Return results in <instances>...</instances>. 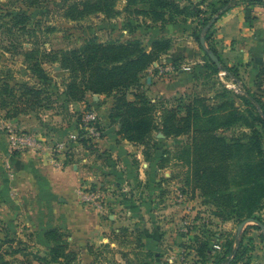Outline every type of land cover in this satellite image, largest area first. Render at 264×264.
<instances>
[{"label":"trees","instance_id":"obj_1","mask_svg":"<svg viewBox=\"0 0 264 264\" xmlns=\"http://www.w3.org/2000/svg\"><path fill=\"white\" fill-rule=\"evenodd\" d=\"M118 1L120 0H72L67 6L66 16H71L72 19L94 14L114 17L120 12L117 9ZM242 1L246 3V22L252 24L255 17L251 5L264 3V0H188L183 5L178 0H126L125 10L134 15H142L152 22H160L161 27L194 18L200 25L195 38L209 59L206 67L216 73L225 71L229 77L240 81L242 77L238 68L223 62L213 45V37L217 20ZM39 2L40 0H30L29 4ZM203 6L211 8L208 17ZM202 36L208 49L201 44ZM172 47L170 37L155 38L150 46L138 40L89 41L79 48L69 50L33 49L25 51L24 56L28 68L43 82L52 79L44 64H61L62 69L68 72L64 90L67 102L83 101L88 93L112 96L114 101L109 113L110 124L119 126L117 133L123 139L142 145L147 161L158 151L155 137L163 140L187 136L186 142L164 151L167 156H162L157 161L158 167H166L171 160L182 161L187 166L186 183L191 185L192 191L199 190L204 202L221 210L220 213L228 210L229 214L223 216V219L236 218L241 223L252 219L261 223L255 213L264 209V99L258 93L264 88V60L256 75L255 89L244 88L245 93L239 96L243 107L228 93L223 94L217 104L211 103L207 96L191 94L172 100H152L146 93L142 80L146 71ZM209 50L219 58L220 65L210 57ZM176 66L174 65L176 70L181 68ZM155 70L159 72L158 67ZM181 71L186 70L179 69L176 73ZM0 94H7L12 103L16 104L13 99L17 98L23 105L32 108L57 102V98L53 99V93L41 87V83H17L11 86L4 82L0 86ZM129 94L133 95V99L129 98ZM8 100L4 99V106L9 104ZM15 108L19 109L18 104ZM82 117L80 115L77 118L78 142L85 149L96 151V145L85 137ZM237 126L245 130L232 137L219 132L221 129L225 131ZM158 134L164 136L158 137ZM67 160L69 159L66 158L65 161ZM231 186H235L237 190H231ZM5 228L0 221V231H8ZM123 231L127 233L129 229L120 228V232ZM43 235L50 244L48 256L41 258L44 264H73L78 253L69 249L65 231L53 228ZM136 236V247L143 248L145 245L141 233L138 231ZM261 237L264 240V232ZM241 245V239H232L227 249L217 250L209 241H200L198 245H192V249L197 253L200 264H234L241 255ZM144 252L146 256L143 260L129 259L126 264H151L149 260L154 253ZM2 260L3 254L0 253V262ZM3 263L5 264L4 261Z\"/></svg>","mask_w":264,"mask_h":264},{"label":"crops","instance_id":"obj_2","mask_svg":"<svg viewBox=\"0 0 264 264\" xmlns=\"http://www.w3.org/2000/svg\"><path fill=\"white\" fill-rule=\"evenodd\" d=\"M184 1L186 4L188 0ZM245 8L246 3L242 1L217 20L213 45L223 62L237 67L243 82L255 89L256 75L264 60V3L251 5L255 17L252 24L246 22ZM178 39L179 43L166 54L167 58L186 54L185 37ZM162 62L154 63L142 80L148 82L147 94L152 100L170 99L180 92L195 90L194 83L203 72L202 65L193 60L187 64L190 70L164 78L155 70ZM129 98L133 99V95L129 94ZM113 101L112 96L93 93H88L83 101H66V127L56 125L55 133L44 135L53 141L66 138L70 149L64 168L55 167L48 153L14 149L10 134H0V221L8 230L27 228L39 232L43 239L47 230H68L69 249L81 251V259L89 263L93 262L90 248L119 251L116 252L119 259L118 253L122 254L120 228L131 231L136 228L141 233L144 250L154 253L149 260L151 264H177L180 247L176 224L180 219L176 208L185 205L190 214L189 207L194 201L189 198L186 203H177L167 190L171 180L163 178L168 173L165 168H159L157 163H145L144 147L117 133L119 126L110 124L109 119ZM76 111L80 113L74 118ZM87 111L97 115L105 131L104 138L94 143L98 150L93 152L78 142L77 118ZM31 130L41 133L37 126ZM100 157L103 162L97 160ZM94 184H106L108 188L107 219L79 201L80 188ZM120 257L123 261L124 257Z\"/></svg>","mask_w":264,"mask_h":264},{"label":"rangeland","instance_id":"obj_3","mask_svg":"<svg viewBox=\"0 0 264 264\" xmlns=\"http://www.w3.org/2000/svg\"><path fill=\"white\" fill-rule=\"evenodd\" d=\"M29 1L0 0V78L3 79L0 81V86L4 82L9 83L11 86L17 85V83H27L29 85H40L41 83V87L53 93V99L57 98V102L44 107L32 108L23 105L20 99H13L16 102L15 104L8 100L7 94H0V129L5 131V134H10L7 125H10V129H13L16 133L31 132L33 131L31 127L37 126L43 135L48 136L52 132L55 133L53 128L56 125H59V128L66 127L67 109L64 90L68 72L62 69L59 62L45 63L44 67L52 79L44 82L40 81L28 68L24 52L33 49L40 51L69 50L79 48L89 41L138 40L144 45L150 46L155 38L170 37L174 47L176 42L179 43L178 38L185 37L186 46L184 50L189 55H177L172 58H167L164 55L161 59L164 60L162 62L163 66H169L170 64L175 65V67H177L176 65L183 66L188 63L192 64L194 60L196 64L202 65L203 72L200 73L198 81L194 83L195 90L180 92L170 100L186 94L204 95L210 98L211 103L217 104L223 94L228 93L238 105L243 107V102L239 96L245 93L244 88L248 86L242 78L240 81H235L225 71L216 73L206 67L209 59L195 38V33L200 29V25L194 18L161 27L160 22H152L142 15H134V13L125 10L126 0H120L117 3V9L120 12L114 17L109 18L103 14H94L84 18L72 19L71 16H66L67 6L72 0H40L39 3L33 5H30ZM180 3L183 5L185 1L183 0ZM203 9L207 10L206 16L208 17L211 8L207 9L206 6H203ZM206 46L209 47L207 43ZM170 53L169 51L167 54ZM159 63L160 60L157 61V65ZM173 73H176V68L165 73L162 77H173ZM170 82H173V80H170ZM143 86L147 93L148 82L146 80L143 81ZM258 93L262 94L264 99V88ZM18 94L19 90H17ZM4 99L9 101L8 105H3ZM17 104L19 106L18 110L15 108ZM78 113L80 112L76 111L73 117L76 118ZM244 130L245 128L237 126L225 131L221 129L219 132L227 137H232V135ZM158 137H160L159 134ZM187 140V136L163 140L155 137L154 141L158 144V151L150 161L145 160L144 162L156 164L162 156H167L164 153L166 149H171L174 145L182 144ZM97 160L103 162L101 157ZM115 164L111 162V165ZM165 166V169H163L168 173L167 176L162 177L171 180L167 190L171 195L173 194V198L175 199L177 191H184L194 201V205L189 207L190 214H187L185 205L180 207L181 210L176 208L180 219L176 224L177 238L179 239L177 246L180 247L176 258L182 254V252L180 254L179 252L184 250L183 255L189 259V264H200L197 253L192 251V245H198L200 241H209L214 249L219 250L221 248V250H225L232 239H241V255L234 264H264V240L261 237L262 232H264V209L255 213L261 223L251 219L239 230L240 220L236 218L223 219V216L229 214L228 210L225 209L220 213L221 210L204 202L199 190H191V185L187 184L185 179L187 166L182 161L171 160ZM95 185L102 187V190L105 191L106 212L101 214L96 207L94 209L101 218H106L109 213L107 207L109 205L108 188L106 184H103V186ZM231 190L236 191L237 189L235 186H231ZM185 217L192 219L191 232L188 234L179 230L181 220ZM135 229L129 230L127 233L124 231L119 232L118 234L120 242L122 241L121 245L116 242L120 246L119 249H122V254L118 253V257L120 259V255L123 256V261L116 258V252L119 251H112L109 248L102 251L98 248H91L89 252L93 262L85 261V263L81 259V251H75L78 256L73 264H126L129 259L131 261L143 260L146 256V252H144L146 250H144L145 247H136L138 241L136 233L138 231ZM67 232L68 230L65 233ZM217 246H220V248L218 249ZM235 246L237 247V244H234ZM49 247L50 244L42 238L39 232H32L23 227L14 231L3 229L0 231V253L3 254V260L0 264H4L3 261L5 264H44L45 262L41 258L48 256ZM132 247L135 249L132 250ZM52 264L57 263L53 262ZM206 264L210 263L207 262Z\"/></svg>","mask_w":264,"mask_h":264},{"label":"built area","instance_id":"obj_4","mask_svg":"<svg viewBox=\"0 0 264 264\" xmlns=\"http://www.w3.org/2000/svg\"><path fill=\"white\" fill-rule=\"evenodd\" d=\"M158 69L159 73L163 75L168 73L170 70H175V67L172 64L169 66L159 65ZM179 69L190 70L191 67L190 65L186 64L181 66ZM82 120L85 127L84 129L86 130V137L90 138L93 143L100 142L104 138L105 132L102 128V124L97 118V115L92 111H87L84 113ZM7 126L10 133V144L14 149H33L36 153H42L43 155L48 153V158L55 167L64 168L66 164L65 160L67 153L70 149L68 143L65 140L53 141L45 137L43 134H39L35 131L16 133L13 131V129H10V125ZM78 197L80 202L86 207H96L101 214L106 212L104 201L105 191H103L101 187L97 186L93 188L92 186H83L78 192ZM175 200L177 203L182 204L186 203L189 200V197L183 191H177ZM191 220L192 219L189 217L182 219L179 230L186 234L191 232ZM181 252L182 254H180ZM184 253V250L179 252L180 255L177 257L178 264H189V259L183 255Z\"/></svg>","mask_w":264,"mask_h":264},{"label":"water","instance_id":"obj_5","mask_svg":"<svg viewBox=\"0 0 264 264\" xmlns=\"http://www.w3.org/2000/svg\"><path fill=\"white\" fill-rule=\"evenodd\" d=\"M209 26H210V24H209ZM201 44H202L205 48L208 49V47L206 46V42H205V38H204V36H202V38H201ZM209 54H210V57L213 59V61H215L218 65H220V60H219V58L216 56V54H215L213 51H211V50H209ZM155 63H156V62H155ZM2 133H5V131H3L2 129H0V134H2ZM159 136H160V137H163L164 135H163V134H159ZM247 221H248V220H247ZM247 221H244V222H242V223L240 224V226H239V230H241V228L244 226V224H245Z\"/></svg>","mask_w":264,"mask_h":264}]
</instances>
